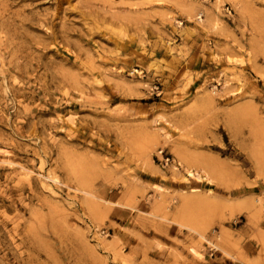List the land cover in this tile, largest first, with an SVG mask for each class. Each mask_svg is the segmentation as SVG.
Here are the masks:
<instances>
[{"label":"rangeland","instance_id":"rangeland-1","mask_svg":"<svg viewBox=\"0 0 264 264\" xmlns=\"http://www.w3.org/2000/svg\"><path fill=\"white\" fill-rule=\"evenodd\" d=\"M0 264H264V0H0Z\"/></svg>","mask_w":264,"mask_h":264},{"label":"bare ground","instance_id":"bare-ground-1","mask_svg":"<svg viewBox=\"0 0 264 264\" xmlns=\"http://www.w3.org/2000/svg\"><path fill=\"white\" fill-rule=\"evenodd\" d=\"M141 145L144 150L149 151L151 140L145 139L143 140ZM176 155L180 158V160H178V164L184 168V171L187 175L194 176L196 178H202L203 176H206L209 180H211L213 177L214 179L223 182L225 177L224 175L226 173L222 172L223 169L220 164L215 163L213 160L206 159L205 157L201 158L197 154H189L188 156L184 157L183 160L181 159L182 156L180 155L179 150H176ZM199 167L203 169L202 171L204 172V175L199 172ZM183 176L184 177L182 178L186 177V175ZM156 186L158 190L163 191L164 187L162 185L155 184L154 187ZM81 190L86 191L84 187ZM163 204L167 207V204L165 203V201L163 203V200L159 201L156 206L159 205V208L163 209ZM190 204H192V199L187 195H183L182 199L180 198L181 210H186ZM156 206L153 209H157Z\"/></svg>","mask_w":264,"mask_h":264}]
</instances>
